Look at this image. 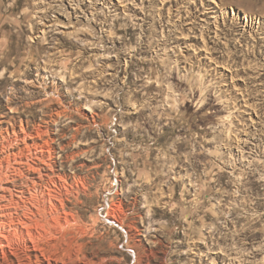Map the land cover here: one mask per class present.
Masks as SVG:
<instances>
[{
  "label": "rangeland",
  "instance_id": "rangeland-1",
  "mask_svg": "<svg viewBox=\"0 0 264 264\" xmlns=\"http://www.w3.org/2000/svg\"><path fill=\"white\" fill-rule=\"evenodd\" d=\"M45 1L0 0V130L48 125L57 167L88 177V253L264 264V0Z\"/></svg>",
  "mask_w": 264,
  "mask_h": 264
},
{
  "label": "bare ground",
  "instance_id": "bare-ground-1",
  "mask_svg": "<svg viewBox=\"0 0 264 264\" xmlns=\"http://www.w3.org/2000/svg\"><path fill=\"white\" fill-rule=\"evenodd\" d=\"M69 1L77 7L83 2ZM37 2L38 12L46 13L47 2ZM207 9L202 14L214 12L212 17L218 22V10L210 5ZM253 23V19L246 18L243 26L248 28ZM49 27L46 23L40 29L43 36ZM209 27L201 29L202 37H206ZM10 66H16L13 74L20 75L21 64L16 62L6 66L4 73ZM24 75L30 76L31 71ZM251 98L245 91V107L251 115H258L259 109ZM248 133L236 144L240 157L245 156L246 148L255 139ZM259 152L263 154L264 149ZM55 153L48 125L22 123L12 131L8 127L0 130V264H102L98 254L88 253L83 241L84 235L94 232L101 221L99 209L97 214L83 213V196H93L88 177L59 169ZM106 216L120 225L126 224L121 201L109 203ZM137 262L141 264V256H137Z\"/></svg>",
  "mask_w": 264,
  "mask_h": 264
}]
</instances>
